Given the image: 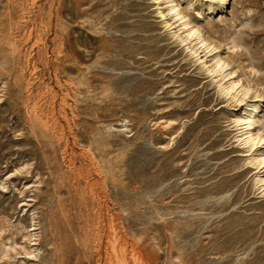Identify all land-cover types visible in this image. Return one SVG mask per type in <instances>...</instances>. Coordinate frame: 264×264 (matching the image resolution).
<instances>
[{"label": "rangeland", "instance_id": "374dc122", "mask_svg": "<svg viewBox=\"0 0 264 264\" xmlns=\"http://www.w3.org/2000/svg\"><path fill=\"white\" fill-rule=\"evenodd\" d=\"M0 264H264V0H0Z\"/></svg>", "mask_w": 264, "mask_h": 264}, {"label": "bare ground", "instance_id": "6f19581e", "mask_svg": "<svg viewBox=\"0 0 264 264\" xmlns=\"http://www.w3.org/2000/svg\"><path fill=\"white\" fill-rule=\"evenodd\" d=\"M221 1V4H224V0H220ZM123 250V249H122ZM123 256V255H122Z\"/></svg>", "mask_w": 264, "mask_h": 264}]
</instances>
